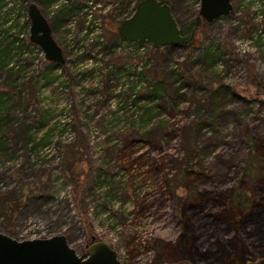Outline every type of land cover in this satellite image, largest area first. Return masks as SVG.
Masks as SVG:
<instances>
[{
	"label": "rangeland",
	"instance_id": "374dc122",
	"mask_svg": "<svg viewBox=\"0 0 264 264\" xmlns=\"http://www.w3.org/2000/svg\"><path fill=\"white\" fill-rule=\"evenodd\" d=\"M23 1L0 0V37L20 14ZM69 1L81 6L85 0L35 3L52 21L59 7ZM138 1H87L89 9L76 10L64 27L52 33L64 56L70 36L85 44L90 28L95 32L93 40L110 46L119 37L117 26ZM164 1L173 5L183 35L191 38L200 17L199 0ZM30 2L25 0V6ZM231 3V14L201 24L194 32L192 47L178 46L171 51L170 65L165 60L166 49L157 52L147 47L153 64L144 65L138 73L132 69L138 54L125 48L98 57L102 58L103 76L90 70L94 61L62 66L69 76L66 81L59 78L58 69L51 73L50 81L43 76L35 78L39 72H30L32 60L23 57L2 66L0 137H5L3 146L8 153L0 152V195L9 193L16 201L20 186L32 184L42 200L34 201L33 194L27 193L23 197L26 205L9 216L2 213L0 203V231L8 232L3 225L7 222L19 240L64 234L78 254L85 252L94 237L108 242L122 264H161L155 255L162 245L170 254L163 264L190 263L179 259L183 258L178 245L180 208L185 207L182 198L193 189L212 193L248 188L252 194V186L264 175V40L255 38L264 27V0ZM257 14L263 16L260 21ZM22 21L25 17H20ZM210 45L221 53L212 68L204 59ZM46 66L47 61H42L41 69ZM127 66V72L142 81L138 88L131 86L121 93L126 98L134 94L135 101L133 108L123 107L120 116L107 102L118 85L127 83L122 77ZM171 68L177 69V79ZM257 80L262 83L257 85ZM158 81H163L164 87L160 99L153 103L148 88ZM60 83L68 95L59 90ZM219 85L228 88L221 105L211 99ZM97 93L104 99L96 96L95 106H87L88 98ZM148 105L156 106L155 116L151 121L140 120V107ZM8 110L6 122L2 114ZM124 112L133 117L125 120L129 116ZM29 128L32 137L43 142L32 150L35 155L40 152L36 162L27 154ZM256 145L258 150L252 152ZM18 156L19 166L6 164ZM184 166L190 169L186 177ZM98 179L114 187L115 201L101 200L103 188H94ZM215 210L217 207L211 209L214 214ZM261 258L255 256L246 264Z\"/></svg>",
	"mask_w": 264,
	"mask_h": 264
},
{
	"label": "trees",
	"instance_id": "16d2710c",
	"mask_svg": "<svg viewBox=\"0 0 264 264\" xmlns=\"http://www.w3.org/2000/svg\"><path fill=\"white\" fill-rule=\"evenodd\" d=\"M24 1L20 8V14H16V20L5 28L3 31L5 34L0 37V68L4 65L8 67L14 58L20 59L24 50L27 49V45H25L24 41L18 36L21 30L27 27L29 21L26 18L23 23L19 22L20 17L23 16V9L25 8V10H27ZM55 1L56 0H46V3L47 5H51ZM87 1L89 0H85L84 4L81 6L73 3V1H69L68 5H61L53 16L52 21H50L52 31L59 27H64L66 21L71 16L76 15L73 14L76 10H81L82 7H86L85 3H87ZM31 2H36V0H31ZM170 6L173 12L174 7L171 4ZM203 23H206V21L202 17H199L197 19V26L193 30L192 37L187 38L186 44L175 46L167 45L156 49L152 48V50L159 52L161 49H166L165 60H168L170 65L172 59L169 60L168 57H171V51L178 46L190 48L194 32L198 31ZM14 30H17V33ZM180 30L183 32L182 29ZM119 40L120 37H118V39L116 38L110 46L105 45L104 48L120 43ZM82 57L83 56H76L72 60L73 62L81 61L83 60ZM220 57L221 53L215 46L210 45L205 48L204 59L209 61L211 68L215 67ZM62 66L63 65H57L53 62H47V66L43 69L44 71L41 70V74L47 81H50L51 78L49 77H51V73ZM176 70L177 69L174 68L170 70L175 79L179 77V73H177ZM20 71H23V67H21ZM261 83L260 80H257V85ZM182 86L183 85L178 86L179 91ZM163 87V81L151 82L148 88V94L151 98L149 101L154 103V101L159 100ZM227 93L228 88L224 85H219L213 90L211 99L221 105ZM131 100L135 101V97ZM155 107L154 105L141 106L142 112L139 113L140 120L147 119L151 121L155 116L154 114H156ZM8 113L9 110L5 114H2L6 122L7 117H9V115H7ZM132 117L133 116H129L125 120L128 121ZM131 121L134 123V120L131 119ZM2 122L3 121L0 123ZM29 129V137L25 140L26 147L31 148L30 150L35 149V152L37 148L35 144H43L42 138L36 141V139L33 138L35 137L32 135L33 132H31V129L29 131ZM0 141L2 143L0 152L3 151V154H7L6 145L3 146L5 144V137H0ZM251 150L255 152L258 150V146H252ZM13 159H16V157H13ZM189 171V166H184L183 174H185V177ZM241 181L246 182V179L242 178ZM104 184L103 181L98 179L94 188L97 189L106 186ZM254 187L256 195L254 192L250 194L248 188H245L246 190L237 189L228 190L227 192L224 190L222 192L216 191L212 193L203 189H193L187 197L182 198V196H179L185 203V207L182 209L180 208L181 232L179 233L178 245L183 258L179 259H184L192 264H246L248 261L254 259L255 256L264 257V175L252 186V188ZM113 188L106 190V194H103L104 198L102 200L109 201V199L105 197H111L110 199L114 197L112 192L114 190ZM18 191L16 201L13 197L10 198L11 195H9V193L0 195L1 210L6 216L12 214L18 207L26 205L23 197L27 193L33 194L34 201L42 200V194L35 191L32 184L22 185ZM222 206H224V210L221 209ZM213 207H217V210H215L216 214L211 211ZM222 211L227 213L224 214ZM3 225L4 229L8 231L6 234L13 237L12 232L8 229L9 224L4 222ZM156 251L155 259L157 262L163 264L165 263L164 261L169 259L168 257H170V254L162 245L158 246Z\"/></svg>",
	"mask_w": 264,
	"mask_h": 264
},
{
	"label": "water",
	"instance_id": "95a60500",
	"mask_svg": "<svg viewBox=\"0 0 264 264\" xmlns=\"http://www.w3.org/2000/svg\"><path fill=\"white\" fill-rule=\"evenodd\" d=\"M199 15L206 22L227 16L231 0H199ZM29 40L43 51L45 59L57 65L65 63L62 47L53 36L50 21L35 2L27 8ZM117 34L128 42L149 44L153 48L184 45L187 42L170 4L162 0H139L133 12L117 26ZM0 264H122L118 254L104 240L91 238L85 252L78 254L64 234L44 238L16 239L0 231ZM176 264H190L177 262ZM248 264H264V257Z\"/></svg>",
	"mask_w": 264,
	"mask_h": 264
},
{
	"label": "built area",
	"instance_id": "2783aa9c",
	"mask_svg": "<svg viewBox=\"0 0 264 264\" xmlns=\"http://www.w3.org/2000/svg\"><path fill=\"white\" fill-rule=\"evenodd\" d=\"M92 1H94V0H89L88 3L91 4ZM87 8H88V6L85 7V9H87ZM26 13H27V10H24V12L22 13L23 16H21V17H25V19L26 18L28 19V17L26 16ZM255 18L260 21L263 18V16L260 14H257ZM23 22L24 21H22L21 23H23ZM68 25H69V23H68ZM92 29L93 28H90V33L86 34V36H85V39L88 40L85 44L82 41L78 42L75 38L70 36V38H72V40H70L69 44H67V46L69 48L65 52L66 53L65 54L66 55L65 64L72 67V65L73 66H79L80 64H83V62L94 61V63L90 64V66H91L90 70H94L95 73H98V72H100V70H104V68H101L102 58H98V57L106 56L109 54L111 55L113 53V51H119V50H122L124 48L128 52H130L134 55L138 54V59L136 60V62L134 63V66L132 68L135 70L136 73L141 71L144 65L150 66L153 63V58L149 55V53L147 54V52H146V48L149 47L148 45L137 43V42H128V41H125V40L120 38V40H119L120 43L112 45L111 47H107L108 48L107 49V48H104L105 43L102 40H93L95 32H93ZM18 36L21 40L24 41L25 45H27V49L24 50L21 57H23L24 60H27V59L32 60V62L30 64H28V69H31L30 72H33V73L39 72V74H35L33 76L35 78L41 79L42 78V74H41L42 61H46V59H45V56H44L42 49L37 44H34V43L30 42V40H29V21H28L26 30H22ZM256 37L259 38V40H264V28L263 27H262V29H260L256 32L255 38ZM89 45L91 46V48L87 47ZM89 52H94V55H91ZM76 56H83L82 57L83 60L73 62L72 59L75 58ZM23 61H21V62H23ZM62 69H63L62 67L58 68V73H59L58 76H59V78L65 79V81H66L69 79V76L64 70H63L64 71V73H63ZM127 70H128V66L126 67V73L123 74V72H122V77L124 78V80H126L125 82H127V83L129 82V84L126 83L123 86L118 85L114 90V95L107 102L109 106H110V103L112 105H114L113 106L114 113H120V116H122V113H123L122 108L123 107L130 106L133 108L131 99L133 97H135L134 94H132L130 97L126 98L121 93L129 91L130 90L129 88L131 86L138 88V86L141 85V82L137 79V76L130 73L131 71L127 72ZM55 71H57V70H55ZM101 75L103 76L104 74L101 73ZM130 83H132V84H130ZM63 84L64 83H62V84L60 83V85H58V88L61 92L68 95V92H67L68 89ZM99 85H102L101 80H99ZM96 96H98L99 99H104V96H102L99 93L95 94V96L91 95L90 98H88V100L86 101L87 106H89L91 108L95 106L96 102L93 99ZM89 99H91V100H89ZM41 104H42V102H41ZM68 107H70V103L67 104L66 109ZM130 113L131 112H124V116H126V115L131 116ZM67 129L68 130L70 129V124H68ZM30 149L31 148H27V154L29 156V159L32 162H36L37 157L40 154V152H38L35 155V153L32 152V150H30ZM20 160H21V157L18 156L16 159L8 160L6 162V164L19 166ZM102 188H103V194H106V190L112 189V187H110V186H102ZM112 192L114 193V190ZM103 198L104 197H101V200ZM105 198L109 199V201L110 200L115 201V199H116L115 197H113L112 199H110L111 197H105ZM100 215H101V213H100ZM111 215L113 216V218L116 217L115 213H112ZM118 223L119 222H117L115 224V226L119 225Z\"/></svg>",
	"mask_w": 264,
	"mask_h": 264
},
{
	"label": "bare ground",
	"instance_id": "6f19581e",
	"mask_svg": "<svg viewBox=\"0 0 264 264\" xmlns=\"http://www.w3.org/2000/svg\"><path fill=\"white\" fill-rule=\"evenodd\" d=\"M29 17V16H28Z\"/></svg>",
	"mask_w": 264,
	"mask_h": 264
}]
</instances>
